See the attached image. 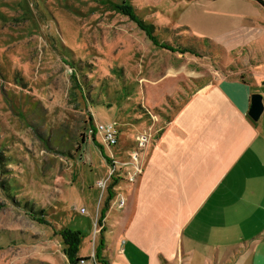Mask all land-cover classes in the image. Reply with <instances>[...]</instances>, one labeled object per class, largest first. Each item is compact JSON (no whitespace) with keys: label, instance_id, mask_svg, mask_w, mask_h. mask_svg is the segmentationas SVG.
Returning <instances> with one entry per match:
<instances>
[{"label":"rangeland","instance_id":"rangeland-1","mask_svg":"<svg viewBox=\"0 0 264 264\" xmlns=\"http://www.w3.org/2000/svg\"><path fill=\"white\" fill-rule=\"evenodd\" d=\"M235 57L264 73V8L255 0H0V264H68L64 229L80 232L77 256L101 264L102 216L112 187L127 181L117 162L129 161L137 131L162 127L143 97L161 89L160 111L173 108L164 83L142 78L187 69L176 105ZM111 122L117 144L107 147L96 126ZM111 208L109 222L118 219Z\"/></svg>","mask_w":264,"mask_h":264},{"label":"crops","instance_id":"crops-1","mask_svg":"<svg viewBox=\"0 0 264 264\" xmlns=\"http://www.w3.org/2000/svg\"><path fill=\"white\" fill-rule=\"evenodd\" d=\"M235 58L209 68L176 105L187 69L154 68L142 78L164 83L173 108L160 111L168 105L161 89L143 97L162 127L142 149L141 176L112 187L101 264H264V73ZM254 92L263 103L257 120L247 114ZM119 194L122 207L114 203ZM113 206L118 219L109 222ZM106 231L114 236L104 239Z\"/></svg>","mask_w":264,"mask_h":264},{"label":"built area","instance_id":"built-area-1","mask_svg":"<svg viewBox=\"0 0 264 264\" xmlns=\"http://www.w3.org/2000/svg\"><path fill=\"white\" fill-rule=\"evenodd\" d=\"M97 130L99 131L100 135V141L103 142L105 146H115L117 144V128L114 123H99L97 124ZM154 136V132L151 131H144L140 132L135 137V145L136 148L132 149L129 154V161L123 162L118 161V169L119 171L123 172L127 175V177L123 178L126 179L128 183L135 182L142 174V165L141 162V150L150 142L152 141ZM116 160H113L112 163H115ZM129 167V168H128ZM121 168V169H120ZM111 172H109L110 175ZM121 179V178H120ZM108 183V176L105 179V181H99L98 185L104 189L106 188V185ZM115 205L117 207H122L125 203V198L122 195H117L115 200ZM84 209L81 208V211ZM100 231V223L98 220V217L96 216L94 219V231L93 236ZM91 262V264H97L96 259L91 257L88 258ZM85 260H81L80 264H84Z\"/></svg>","mask_w":264,"mask_h":264},{"label":"trees","instance_id":"trees-1","mask_svg":"<svg viewBox=\"0 0 264 264\" xmlns=\"http://www.w3.org/2000/svg\"><path fill=\"white\" fill-rule=\"evenodd\" d=\"M257 1L263 8H264V0H255ZM140 26L143 30H145L148 34V37L155 43L158 44L159 47L167 49V50H172L173 49L171 47H169L167 44L165 43H158L155 35L153 34V27L152 25H147V24H143L140 22ZM191 51V49H188V47L186 46H182L179 47V53H184L187 51ZM38 213L43 214V210L40 209L38 210ZM102 216V215H101ZM79 236H80V232L76 231V230H70V229H64L61 232V238H62V242H63V252L66 255L67 259H68V264H80L81 260H87L88 257H80L77 256V251H78V245H79ZM101 244V243H99ZM99 251H100V246L96 247L95 249V255L98 257L99 256Z\"/></svg>","mask_w":264,"mask_h":264},{"label":"water","instance_id":"water-1","mask_svg":"<svg viewBox=\"0 0 264 264\" xmlns=\"http://www.w3.org/2000/svg\"><path fill=\"white\" fill-rule=\"evenodd\" d=\"M263 111L262 97L258 93H252L250 96V106L248 109V116L252 120H257Z\"/></svg>","mask_w":264,"mask_h":264}]
</instances>
